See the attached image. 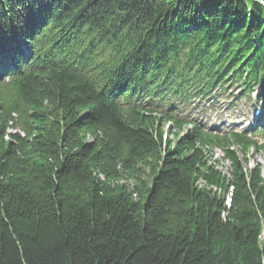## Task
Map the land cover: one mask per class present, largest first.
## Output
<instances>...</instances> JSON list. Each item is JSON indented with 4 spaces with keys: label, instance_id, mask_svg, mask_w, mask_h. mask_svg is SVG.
<instances>
[{
    "label": "trees",
    "instance_id": "1",
    "mask_svg": "<svg viewBox=\"0 0 264 264\" xmlns=\"http://www.w3.org/2000/svg\"><path fill=\"white\" fill-rule=\"evenodd\" d=\"M0 53V264H264V148L137 99L251 88L260 0H0Z\"/></svg>",
    "mask_w": 264,
    "mask_h": 264
},
{
    "label": "rangeland",
    "instance_id": "2",
    "mask_svg": "<svg viewBox=\"0 0 264 264\" xmlns=\"http://www.w3.org/2000/svg\"><path fill=\"white\" fill-rule=\"evenodd\" d=\"M238 89L231 87L229 89V87L223 91V90H217L215 92L212 93L211 97L209 99L207 98H202L199 99L197 98L195 101L191 100V103L189 104H180V106L182 108L185 109H192L190 118H192V120H194L193 118H196L197 113H201V114H205V120H209V118H212V115H220V116H216L214 118L213 121L217 120V122L219 121H223V122H228L229 120H237L238 118H240L241 120H243L244 115L243 112L248 109V104L246 103V100L241 98V97H236L235 94L237 92ZM240 91V90H239ZM241 93V92H240ZM240 96V94L238 95ZM241 98V99H240ZM174 113V112H173ZM221 114H226L224 116L228 117H223ZM182 117L185 118V115H183ZM197 123L199 125H201L198 120ZM201 123H203V121H201ZM171 125L167 124L166 125V131L168 132L169 127ZM204 129H202L203 131L208 132L209 133H213L212 129L210 128V126H208L207 123H204L203 125H201ZM189 128V127H186ZM8 132L9 133H15V132H19V130L16 129V127H8ZM221 135V134H220ZM223 156V153L220 152V150H216L214 152L213 155V161L216 160V162L218 163L219 168L223 169V170H227L228 168V163L225 160H220V158ZM251 156V157H250ZM248 160H249V166L251 165H255L256 163H259L262 166V172L264 175V156H261L260 154L257 153H250L249 154ZM256 159V161H255Z\"/></svg>",
    "mask_w": 264,
    "mask_h": 264
},
{
    "label": "bare ground",
    "instance_id": "3",
    "mask_svg": "<svg viewBox=\"0 0 264 264\" xmlns=\"http://www.w3.org/2000/svg\"><path fill=\"white\" fill-rule=\"evenodd\" d=\"M39 36H34L33 38L36 39L38 38ZM33 54V51H31V53L28 55V57H30V55ZM0 61L3 63L4 61V57H3V53H0ZM10 62V60H8Z\"/></svg>",
    "mask_w": 264,
    "mask_h": 264
}]
</instances>
